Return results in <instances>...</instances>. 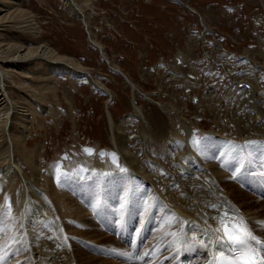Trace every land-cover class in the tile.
<instances>
[{"label": "bare ground", "instance_id": "1", "mask_svg": "<svg viewBox=\"0 0 264 264\" xmlns=\"http://www.w3.org/2000/svg\"><path fill=\"white\" fill-rule=\"evenodd\" d=\"M63 1L69 11L80 17L89 29L86 11L90 7V0ZM176 1L180 2V0ZM193 11L195 10L193 9ZM199 16L202 17L200 14ZM201 21L204 26L203 37L207 33H214L203 17ZM33 27H35V23L32 15L22 9L21 0H0V210L10 204L9 215L0 218V240L3 242H0V264H6L5 258L8 254L14 256L12 264H150L151 262L152 264H206V261L211 259V252L219 249L229 256L232 249V245L226 241L221 242L222 248L217 245L216 237L222 235V232L214 234L208 229L220 228L221 218L231 222L236 221L239 216L244 217L254 234L262 241L261 245H256L254 241L251 243L264 250V198H261V195L264 194V174L261 170L263 167L260 166V171H255L258 178L254 179L255 183H252L254 188L261 191L260 195L243 187L241 185L243 180L236 175V173L244 171L247 173L249 164L258 169V164L253 162L255 157L259 158L258 162L263 166L264 138L259 144L250 145L251 147L248 148L252 157L254 156L250 162L243 159V154L240 152L236 155L230 154L232 142L220 130H215L213 135L220 137L219 141L226 142V146L220 148L219 144L217 145L218 142H215L216 137H212L214 140L209 138L208 144L199 143L198 147L195 146L193 141L198 140L195 137L198 133L195 134L196 129L186 123L187 121L181 115L182 112L179 113L169 103L161 104L159 102L156 104L157 101L154 98L141 91L125 73L111 64L103 46L96 41L95 36L89 30L90 42L99 48L102 56L113 67L111 69L121 74L131 88L135 116L142 122L144 128L140 136L142 138L140 151L146 155H149L151 151L156 154L155 156L163 155L166 152H163L162 148H167V143L162 142V137L157 134L151 136L152 131L147 117L135 104L138 94L150 104L155 102L154 104L165 114H179L177 119L184 133L177 136L178 129H175L176 136L171 134L175 137L172 142L174 146L172 148L175 151L173 150V154L171 150L167 152V157L172 154L170 158L173 160L170 164L166 161L167 166L163 165L164 157L150 156L146 158V160L151 158L156 162L158 164L156 165L158 167L155 168L156 172L162 173L156 175L155 171L152 172L151 179L146 174H143L146 177L141 175V172L147 173L153 167L141 164L140 159L136 158L133 153L134 150L130 152L125 150V147L118 150L119 153L122 152L120 157H127L132 162L134 170L140 171V174L134 173V171L130 172L131 176L125 174L118 176L114 173L107 176L106 172H114L115 166H118L115 161L106 160L93 164L90 160L83 159L85 156L80 159L81 157L74 155L72 151L66 156L67 158H58L56 162L51 163L47 171H43V168L46 169L44 165L47 157L43 158L42 146L35 151H30L32 150L29 146L31 137L27 136V132L32 130L33 126L42 127L45 117L41 109L44 110L43 107L51 108L45 101L44 90L54 89L61 76L67 75L74 80L87 78L97 89L106 94L109 93L110 100H112L113 94L91 72L86 71L70 57L57 54L55 50L44 43L30 45L25 41L13 42L11 40L15 39V35L8 36L9 32L6 35L1 33L11 28L35 32L36 29ZM218 42L217 40L216 44ZM14 90H17L18 93H15ZM251 98H253L252 109L257 110V113L254 114L256 125L252 128L255 131L264 132V112L260 110L262 106L264 107V102L258 103L264 97ZM192 101L193 103L198 102L194 101V97ZM108 118L113 134L115 127L110 114ZM258 123H262V126H259ZM158 135L161 134L158 133ZM262 137H264V133H262ZM113 140L118 148L115 136ZM224 151L227 160H230L232 164L221 159L224 156ZM136 154L138 153L136 152ZM237 157L238 159H235ZM123 158L122 160H124ZM245 163H249L246 168ZM78 164V168L82 170L77 168L70 173L69 169ZM124 164L126 168H131L127 161ZM219 166L229 174H226ZM81 167L91 169L92 172L101 170L105 173L95 175L96 172L95 176L87 179L84 173L86 170ZM243 167L244 169H242ZM68 174L71 176L73 174L75 179H72ZM169 175L172 178L168 179ZM99 177L101 180L109 178L112 182L118 179L119 183L115 186L106 180H103L106 182L104 184L100 181L104 187L99 195V188L96 187ZM83 178L88 180V185L81 181ZM247 181H250L249 178ZM127 183L130 188L125 196L124 186ZM141 200L145 201L142 214L137 213L136 209L137 203ZM31 202L35 204L36 213L41 211L39 216L48 215L49 218L40 219L32 229V226L26 227L27 217L30 222L32 214H34V211L30 214L31 216L27 214ZM37 202L42 203V208L36 205ZM213 204L216 205L215 208L211 207ZM152 206L154 207L153 213ZM118 207L120 213H115ZM29 208H32L31 205ZM157 211L155 225L157 228L154 230L151 240L148 243L146 241L147 249L139 255L142 258L137 259L135 255V249L138 248L137 241L143 242L149 232L146 230L148 227L144 228L148 215L151 213L155 215ZM37 219L39 218L37 217ZM98 219H100V223H103V226L98 222ZM115 220L119 224L122 221L128 222L120 237L117 235L118 228L115 225ZM135 220H138L135 230L138 238L130 243L129 241L133 238H128V235L132 233ZM75 225L76 227H74ZM114 226L116 233L112 231ZM78 237L89 239L90 242ZM190 237H198L208 247H204L200 243H185ZM158 238V241L160 242L162 239L163 243L169 240L167 250L162 251L160 256L158 254L161 248L163 249V244L152 249V244ZM108 250L112 255L111 261L105 259V253ZM121 253L131 255V259L126 258L128 263L118 260V256L123 257Z\"/></svg>", "mask_w": 264, "mask_h": 264}, {"label": "rangeland", "instance_id": "2", "mask_svg": "<svg viewBox=\"0 0 264 264\" xmlns=\"http://www.w3.org/2000/svg\"><path fill=\"white\" fill-rule=\"evenodd\" d=\"M89 6L86 11L88 29L80 17L69 11L63 0H21L22 9L32 15L35 32L16 28L1 32L4 35L9 32L8 36L15 35V39L11 40L13 42L25 41L30 45L44 43L57 54L70 57L86 71L91 72L113 94L110 100L109 93L106 94L97 89L87 78L74 80L66 74L56 82L54 89L44 90L45 101L51 108L43 107L45 111L41 109L45 117L42 127L33 126L32 130L27 132V136L31 137L29 146L32 150L30 151H35L42 146L43 158L47 157L44 165L46 169L43 168V171H47L52 162H56L60 157H66L72 151L74 155L81 157L80 159L85 156L83 159L90 160L93 164L113 160L118 165L115 166L114 172L108 173L101 170H96V173L81 167L86 170L84 173L87 179L99 173H105L107 176L113 173L118 176L122 174L131 176L130 172L135 171L134 173L140 174V171L134 170L132 162L127 157H120L122 152L119 153L118 150L125 147V150L130 152L134 150L133 153L140 159L141 164L153 167L152 171L149 170L150 173L149 171L141 172V175L146 174L150 179V174L154 171L156 175H161L162 173L159 174L160 172L155 170L158 164L151 158L147 159L148 161L146 158L164 157L163 165L170 164L173 161L170 156L172 157L175 151L172 145L176 134L175 129H178L177 136L184 131L177 119L179 114L163 113L156 106L159 102L172 104L179 113L182 112L181 115L187 121L186 123L196 129L194 132L198 134L195 137L199 142L208 144L209 138L214 140L212 137H216L215 142H218V146L220 144L226 146V142L219 141L220 137L213 135L215 130H220L232 142L230 154L236 155L240 152L246 161L253 160L254 156L252 157L248 149L251 146L241 148L247 141H255L259 144L264 138L262 137L264 132L255 131L252 128L256 125L254 114L257 110L252 109L253 98H251L264 97V0H180V2L176 0H90ZM199 14L214 33H207L203 37L204 26ZM88 30L103 46L111 64L125 73L141 91L157 101L156 104L155 102L150 104L138 94L135 104L147 117L152 131L151 136L157 134L162 137V142L167 143V148H162L165 154L155 156L156 154L151 151L149 155H146L140 151V141L142 142L140 136L144 128L142 122L135 116L131 88L121 74L111 69V64L102 56L99 48L90 42ZM217 40L218 44H216ZM14 92L18 93L17 90ZM194 96H197L194 98V101H198L197 103L192 101ZM263 102L264 98L258 101V103ZM260 110L264 112V107L262 106ZM109 114L115 127L113 134ZM261 124L258 123L259 126H262ZM114 136L118 148L114 144ZM85 148L93 149V154L85 152ZM170 150L172 154L167 157V152ZM111 153H114L118 160ZM223 154L221 159H225L230 164L225 151ZM126 161L131 168H126L124 164ZM258 161V157L253 160L254 164H258V169L254 168V165L245 163V168L249 164L248 172L244 171L236 175L243 180L242 183L240 182L243 187L260 195L261 191L254 188L252 184L255 183L254 179L258 178L255 171H260L263 167L261 170L264 174V163L262 166ZM78 167L79 164L73 166L69 172L72 173ZM78 170L82 169L78 168ZM222 170L229 174L225 169ZM79 175L82 176L81 173ZM68 176L71 175L68 174ZM169 176L168 179L172 178L171 175ZM71 178L75 179V176L72 174ZM98 180L96 187L99 188V195L104 187L101 185L103 180L115 186L119 183L118 179L112 182L109 178L101 180L99 177ZM81 181L88 185L86 178ZM104 183L106 182L102 184ZM129 188V183L125 184V196ZM263 195L261 198H264ZM30 205L33 209L29 208ZM34 205L33 202L29 204L27 214L31 216L32 211L34 214L30 222L28 217L26 220V227L32 226L31 229L40 219L48 218V215L39 216L41 211L36 213ZM36 205L42 208V203L37 202ZM144 206V200L138 202L137 213L142 214ZM115 213H120L119 207ZM157 213L158 211L153 215V225L143 242L137 241L139 245L135 251L137 257L146 251L147 243L157 228L155 227ZM98 222L100 223V219ZM117 222L115 220V225ZM134 222L132 233L128 235V238H133L129 241L130 243L138 238V235L134 236L138 220ZM123 223L122 221L120 224ZM100 224L103 226V223ZM112 231L116 233L115 226ZM122 232L124 228L117 235L120 236ZM81 239L90 242L89 239ZM158 240L159 238L153 244L156 247L163 244V249L161 248L158 254L160 256L162 251L167 250L169 240L165 243L162 239L160 242ZM153 244L154 250L156 247H153ZM105 254V259H112L109 250ZM10 257L12 256L9 254L6 256V264L13 263L14 256ZM125 258L123 256L118 260L128 263Z\"/></svg>", "mask_w": 264, "mask_h": 264}, {"label": "snow or ice", "instance_id": "3", "mask_svg": "<svg viewBox=\"0 0 264 264\" xmlns=\"http://www.w3.org/2000/svg\"><path fill=\"white\" fill-rule=\"evenodd\" d=\"M195 146H199V143H202V141L197 142V141H193ZM85 152H87L88 154H93L94 150L90 149V148H85L84 149ZM116 160H118V158L115 157V154H111ZM67 158V157H65ZM121 171H123V169H121ZM59 179V177H58ZM211 207L215 208L216 205L213 204L211 205ZM10 213V204L8 205V207L3 208L2 210H0V218H3L7 215H9ZM227 215V214H225ZM238 220H244L243 216H239L237 218L236 221H227L224 218H221L220 220V224L221 227L217 228V229H208V231L212 232V233H220L222 232V235H219L216 237V243L217 245H220V247L222 248L223 245L221 244V242H228L231 245H236L240 247V251L239 254L236 256L235 259H233L230 256H226L225 252L223 250H217L215 252H211V259H208L206 261V264H240V254L244 251V250H249L253 252L254 255V260H253V264H264V250H262L261 247H257L254 246L251 242L254 241L256 245H261L262 241L254 234L253 230L250 228V226L248 225V223L246 222L245 227L247 229V234L244 237H240L237 238L234 234H233V229L236 226V223ZM188 223V222H185ZM185 243H200L202 246L204 247H208V245L203 244L202 241L199 240L198 237H190L188 240L185 241ZM232 251H235V248L231 249ZM121 255H123L124 257H126L127 259H131V255L129 253H121ZM147 255V254H145ZM137 259H141L142 257H136Z\"/></svg>", "mask_w": 264, "mask_h": 264}, {"label": "clouds", "instance_id": "4", "mask_svg": "<svg viewBox=\"0 0 264 264\" xmlns=\"http://www.w3.org/2000/svg\"><path fill=\"white\" fill-rule=\"evenodd\" d=\"M246 220H238L236 226L233 229V234L237 237H244L247 234V229L245 227ZM254 255L252 251L244 250L240 254V264H253Z\"/></svg>", "mask_w": 264, "mask_h": 264}, {"label": "water", "instance_id": "5", "mask_svg": "<svg viewBox=\"0 0 264 264\" xmlns=\"http://www.w3.org/2000/svg\"><path fill=\"white\" fill-rule=\"evenodd\" d=\"M196 96H194V98H195Z\"/></svg>", "mask_w": 264, "mask_h": 264}]
</instances>
